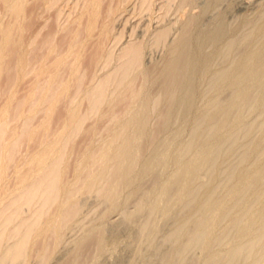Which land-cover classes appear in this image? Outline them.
<instances>
[{
	"label": "bare ground",
	"instance_id": "bare-ground-1",
	"mask_svg": "<svg viewBox=\"0 0 264 264\" xmlns=\"http://www.w3.org/2000/svg\"><path fill=\"white\" fill-rule=\"evenodd\" d=\"M159 1L0 0V60L7 56L11 44L12 48L19 46V49L26 45L28 55L32 56L41 36L42 48L47 49L42 60L40 58L41 62L35 58L36 61L34 55L28 60V71L34 77L30 91L34 102L31 100L32 105L57 106L62 97H67L70 90L75 88L70 106H81L85 100L90 109L86 115L76 116V121L71 120L72 124L66 125L65 128L68 127L73 134L81 130L82 122L89 115L99 114L105 105L113 107L115 102L126 99L128 95L132 100L130 107H137L128 113L127 118L117 119V127L103 142L98 153L92 149L86 151L71 177L65 167L69 148L67 143L61 144L60 136L53 144L44 146L41 152L26 159H17L12 153V108L0 109V264H94L101 256L111 253L113 248L119 246L117 244L121 238L126 236L123 229L120 230L121 224H132L137 216L142 215L145 224L139 227L141 229L137 236L142 240L150 237L159 225L157 212L163 210L161 217L167 216L168 207L181 205L189 193L193 199L185 204L195 206L196 210L189 208L195 213L186 210V217L183 215L177 223L171 234L176 244L175 250L172 249L171 255L165 252L161 264L171 263L178 254L184 253L180 255L183 257L185 252H191L194 248L200 249L201 254L193 264H264V192L256 194L264 190L261 166L264 147L259 140L261 137L259 141L251 142V147L228 174L222 191L216 190L220 192L218 194L214 189L217 175L212 176L204 194H199L196 186L198 178L194 175V169L197 173L199 169L211 167L218 172L219 165L218 159L212 158L219 141L201 146L199 139L202 135L199 131L185 146L192 151V155L178 171L171 173L170 179L166 178L169 181H165L163 186L158 183L160 186L157 184L147 192L140 188L142 178L159 171L155 168L158 164L180 163L183 155L182 132H178L170 143L162 135L168 132L177 115H181L182 122L188 121L186 118L190 114V107L197 99L202 98L204 105L220 110L215 132L220 135L219 140L228 137L234 129L233 125L237 126L235 124L243 121V108L238 112L240 107L254 102L255 112L262 114L264 12L256 22L253 21V27L241 40L233 38L229 41L231 37L227 32L231 27L226 29L225 19L218 18L215 25L210 26L211 29H205L202 25L201 14L210 10L206 5L201 14H198L199 10L193 14L191 11L196 7L197 0ZM211 1L213 5L214 0ZM244 4L241 1L238 7L244 8ZM172 10L180 13L183 19L178 23V35L170 41L172 25L162 23L153 28L151 22L155 18L162 21ZM52 13L56 14V30L44 35L43 30L49 26ZM143 14H148L150 22L142 33H137L136 26L127 32L129 18ZM125 15L130 17H125L123 27L117 28L116 23ZM34 18L40 20L37 24L41 28L37 32L31 21ZM201 26L208 32L202 30ZM61 32H66L68 36V48L64 53L58 50ZM226 33L229 40L225 43V49L221 48L223 54L227 53L224 56L228 57L237 47L241 52L233 60L229 56L228 64L225 62L229 59L226 61L223 58L226 65L219 68L217 64L218 70H214L216 55L209 54V47L205 46L212 44L217 48L220 45V49ZM124 38L129 39L123 42ZM90 44L98 49L92 57L91 73L84 66ZM149 45L167 49L161 64L145 66L144 52ZM219 49L214 48L215 52ZM50 55L55 56L51 64L48 63ZM65 66L69 69L67 77L64 76ZM199 69H202L201 72ZM208 74H213L208 82L209 94L205 89L210 98L204 99L203 83L207 77L203 76ZM139 78L143 81L137 88L135 84ZM86 79L89 80L87 85ZM151 85L158 86L157 94H150ZM206 85L205 88H208ZM225 91H230V94L223 103L224 108L217 102ZM212 111L206 120L219 117L218 113L215 115ZM154 116L159 117L156 127L151 126ZM231 116L233 120H230ZM228 121L232 124L229 125ZM262 128L264 131V126ZM15 141L17 144L20 140ZM16 144L14 148L18 146ZM157 149L163 151L158 152ZM254 154L261 156L260 162L253 160ZM175 182L178 185L173 188ZM171 191L173 197L168 200V192ZM134 197V210L131 211L129 205ZM91 198H95L92 204ZM249 199L253 200V205L246 204ZM117 215H122L123 221L116 226L113 223L116 218L113 217ZM112 223L117 230L107 229L110 224L113 226ZM225 245L228 249L222 252L220 248Z\"/></svg>",
	"mask_w": 264,
	"mask_h": 264
},
{
	"label": "rangeland",
	"instance_id": "rangeland-1",
	"mask_svg": "<svg viewBox=\"0 0 264 264\" xmlns=\"http://www.w3.org/2000/svg\"><path fill=\"white\" fill-rule=\"evenodd\" d=\"M210 1L211 0H199V1L197 0L196 1V3H197L196 7H194V9H192L191 12L192 13L194 12L193 14H197L200 11L198 14H201L202 10L205 8L204 6L206 5V7H209L210 10L207 9L208 13H205L206 12V10H205V12L203 14H201V18H202L201 23H202V25L204 24L203 26L205 27V29L206 28L209 29L210 26L213 27L214 22H217L218 18L225 19L223 21H225V23H226L225 25L227 26V28H226L227 30H228V26L231 27V28L229 27L230 29L227 33H229V36L232 39L231 38H230V40L227 39L229 36L226 33V39H225L224 43H221L220 49H219L220 45L217 48L212 44H207L205 46V47H209L207 49V51H209V54L216 55V57L214 56L215 57L214 64H216L215 65L216 67L213 64L212 66H214V67L212 69L215 70V68H217V70H218V65L220 66L219 68H222L226 65V64H224L223 58L225 60L226 59L228 60L229 59L228 57L230 56L231 57L230 59L233 60V57L234 56L236 57L239 54V52H241V49H239L237 47V49L235 48L236 51H232L231 52L232 54L229 53L230 55L228 54L227 55L228 57H225L224 55H226L227 53L223 54V51L221 48L225 46V43L227 40L231 41V40H233V38L236 41H237V39L241 40L243 38V36L251 30V28L253 27V24H254L253 21H255L256 19L258 20L260 15L264 12V0H236V1L235 0H214L213 5H212V1L211 2ZM241 1L243 3L245 2L244 8L238 7L239 3ZM159 2H161V0ZM208 3L210 6L208 5ZM235 5H237V6H235ZM188 10H189V8H188ZM127 16L130 17V15H127ZM125 17H126V15L122 16L118 20V22L116 23L117 28L123 27V24H124L123 21L126 18H129V17H126V18ZM182 17H183L182 15L180 17V13L176 12L175 10H172L166 17L163 18L162 21H159V19L155 18L151 22V24H152L153 28L160 26L162 23L172 25L173 29H172V32L170 35L171 37L169 38V40L171 41L172 38H174L176 35H178L179 30H177V29H179V27H180L179 24H180L181 20L183 19ZM184 19H185V16H184ZM31 21H32V24L34 25L35 32H37L41 28V26L37 24L40 20L34 18V20H31ZM49 22H50L49 26L43 30L44 35H47L48 32L50 33V32H53L54 30H56V14L55 13H52L50 15ZM149 22H150V17L148 16V14H143L140 17L139 16H137V17L131 16L129 18V23L126 25V27H127L126 30H127V32H129V31H131L132 26L133 27L136 26L137 33L141 34L142 33L141 31L144 30V28L148 25ZM203 26H201L202 30L208 32V29L205 30ZM210 29H211V27H210ZM39 38H40V42H39L36 50L32 54V56L34 55L33 58L34 59L36 58L39 60L38 61L35 59L36 61L41 62L43 56L47 52V49L42 48V43H43L42 36ZM126 39H129V38H124L123 42ZM11 45L7 49V51H8L7 56H5L3 59L0 60V109L2 107H11L12 108V140H14V141H12V144H13L12 148L15 149V150L12 149V153L13 154L15 153V157L17 159H26L35 153L41 152L44 149V146L51 145L54 143V141H57L59 139L61 144L67 143V145H68V148H69L68 149L69 151L67 152L68 156L65 155V157L67 156L65 158V160L67 158H68V160H66V162H65V165H66L65 167H66V170H68L67 172H69L68 175L70 176V174H71V176H72L74 171L77 169V166H78L77 164L79 163V161L83 160V156L85 155L86 151H88L89 149H92V151L94 153H98L100 151L101 147L103 146V142H105L107 140V138L109 139V136L113 133L114 128L117 127V119L127 118L128 113L133 111L137 107H130L132 100L130 98V95H128L126 93V95H128L126 97V99L123 98V99L115 102L114 105H112L113 107H110L109 105H107V106L105 105V107H102L100 110L101 114H100V112H98L99 114L89 115V117L86 120H84L85 122L84 121L82 122L83 127L81 128V130H78V131L74 132V134H73V131H68L69 130L68 127L67 128H65V127H66V125L69 126V124H72L73 121L71 122V120L76 121L78 116H84V115H86V113H88V111L90 109L88 102L84 100V102H82L81 106L71 107L70 106V103H71L70 100L75 95V92H76V89L72 88L70 90V92L68 93L69 96L66 95L67 97H65V96H64V98L62 97V99L60 100V102L58 103L57 106L48 107V105H46V104H44L42 106H35L34 104L32 105L33 100L31 98L32 96L30 95L31 94L30 91H32L31 89H32V84L34 82V77L28 71L30 69L29 64H28V60H29V57L31 58L32 56L28 55V53H27L28 47L26 45L20 46L21 47L20 49H19V46L18 47L16 46V48L15 47L12 48ZM210 45L213 48H211ZM58 47H59L58 50L62 53H64V50L65 51L67 50V48H68V36H67L66 32H64V33L61 32V34H59V36H58ZM214 48L219 49V50H216V52H215ZM223 49H225V47ZM97 50L98 49L93 44H90L88 46V51H87L86 57L84 59V66L89 68V72L92 71V69H93V62H91V61H93L92 57H94L96 55ZM166 50L167 49L163 46L149 45L145 49V52H144V64H145V66L146 67H153L155 65L161 64V61H162L163 57L165 56ZM207 51H205V52L207 53ZM217 54L219 55V57ZM221 54H222V57H220ZM50 56L51 57H49V59H48L49 64H51L55 60L54 55H50ZM40 58H41V60H40ZM230 59H229V61L226 60L227 62H225V63L228 64L230 62ZM201 70L199 69L200 72H201ZM64 71H65L64 76L67 77L68 71H69L68 66H65ZM199 71H197V74L198 73L200 74ZM202 73L204 75V71H202ZM206 75L203 76V77H207V78H204V80L205 79L206 80L203 83V89L205 92L204 94L206 96V97H204V99H206V98L208 99V97L210 98V96L208 95L209 94V92H208L209 86L208 85L212 79L213 74H211V75L208 74L209 77ZM200 76H201V74H200ZM142 81H143V79L139 78L137 80L135 86L137 88H139L142 84ZM88 82H89V80L86 79L85 84L87 85ZM205 84H207L206 87H208V88H205ZM205 89L208 92V94L205 91ZM157 90H158L157 85H151L149 87V92H150V94L152 93L151 95L157 94ZM228 94H230V91H225L221 95V97L219 99V101H221V102L219 103V101H218L217 102L218 105L221 104L220 105L221 107L225 106V104L223 105V103H226L225 100L227 101ZM39 96L40 95H38L37 97H39ZM31 100H32V102H31ZM203 102H205V100L202 101V98L197 99L195 104L192 107H190L191 111H190V114L188 113L189 115H187V118H186L188 120L187 122H182L181 115L180 114L177 115L176 118L173 119V121L171 122V124L168 128V132H166L162 135V137L168 138V143H170L171 141L174 140V137L176 136V134L178 132L179 133H180V131L182 132V139L181 138L180 139L183 140V143H181L183 155L181 156L180 163H178V165H175L174 163H171V162H168L167 163L168 165L167 164H165V165L164 164H160V165L158 164L159 166L157 165L155 168L159 171L161 170L160 172L156 171V169H155L154 171H156L157 173L156 172L149 173L150 176L148 174L147 176H145V178H142V180L140 181L141 185L140 184L139 185L141 186L140 188L142 191L146 190V192H147V191L151 190L150 188L155 187V185H157L158 183L159 184L161 183L163 186L165 181L166 182L169 181V180H166V178L170 179L171 173H173L174 171H178L180 169V166L182 165V163L186 162L187 159L192 155V151L190 149H187V147H185V146L187 143H189L191 140L194 139V137L196 135L195 133L198 131L202 135L199 139V144L201 146L208 143V142H211V141H214V142L219 141L216 144V151L214 152V154L212 156L213 159H218V163H219L218 168H217L218 172H216L214 170V168H211V167L201 169V170L198 168L200 171L198 170L197 173H196L197 170L194 169V175H196L198 178V182H197L196 186L198 187L199 194L205 193L206 185L211 180V178H213L212 176H214V175H217V177L215 178V181H214V189H215V192L217 194L220 193L218 191H222L221 188H224L223 186L226 185V181L228 179V174L230 173L231 169L240 162L244 153L249 149V147H251V142L253 143V142L261 140V145L263 144V147H264V131L262 130L263 129L262 127L264 126L263 125L264 124L263 123L264 122V116H262V114L264 112V107H262L263 110L261 112L262 113L261 115L260 114L258 115L255 112L256 109L254 110V107H256V105L254 102L247 104L246 106L240 107V110L238 109V112H240L241 108H243L242 112H241L243 114V116L241 114V116L243 118V119L242 118L241 119L243 121H241V123L235 124L237 126L233 125L234 129L231 131L232 133L228 134L229 136L226 135L229 138L225 137V138H222L221 140H219L220 135L216 134L215 132H216L217 124L220 120L221 112H220V110L219 111L217 110L218 111L217 112L216 109H214V106L209 107V106H206V104L204 105ZM217 106L215 108L218 109ZM211 111L215 115H217L216 113H218L219 117L213 116V118L208 121L206 119H207V116L209 115V113ZM219 112H220V114H219ZM231 115H233V117L235 116L234 113H232ZM72 117H73V119H72ZM233 117L231 116L230 120H233L234 119ZM158 118H159L158 116H156L155 119L153 118V120L151 122V126L156 127V125L158 123L157 121H159ZM184 121H186V120H184ZM228 124L231 125L232 123L230 121H228ZM261 125H262V127H261ZM63 128H65V129L63 130ZM249 130H252V131H249ZM62 131H63V133L66 132L65 133L66 136L62 133ZM68 132H71V133L69 134ZM249 132H250V134H249ZM30 133H31V135H30ZM215 134L217 136L218 135L219 136L216 138ZM63 135H64V137H63ZM58 136H60V137L58 139H56ZM260 137H261V139H259ZM15 140H20L17 143L18 146H16V148H14L15 147L14 144H16V142H17ZM68 142H69V144H68ZM55 144H58V143L56 142ZM157 150H158V152L163 151L162 149H157ZM253 156H254V158H253L254 161L259 160V162H260L261 156H256V154H254ZM261 163H262L261 166H262L263 173H264V158H261ZM163 166L165 168H163ZM96 169H98V167H96ZM166 169H167V171H165ZM163 172H164V175H163ZM156 178H162L163 180L162 179L161 180L156 179ZM177 183L176 182L174 183L173 188H175V186L178 185ZM216 190H218V191H216ZM258 192L259 193H256V194H261L264 192V190H259ZM139 196H140V194L138 195V197ZM170 196H171V198H170ZM135 197L137 198V196H135ZM135 197L132 199V201H131L132 203H130V205H129V209L131 211L134 210V204H135L134 202L136 200ZM172 197H173V191L168 192V200L169 199L172 200ZM192 199H193V195H191L189 193L182 200L181 205H179V206L173 205L172 207H168V210H169L168 215L167 216L165 215L163 218L161 217V215H163V210L162 211L159 210V212H157V213H159L157 215L158 216L157 218L159 219V220H157V224L159 223V225L156 224L157 227L154 229V232L151 233L152 235L150 234V237L152 236L151 239H150V237H147V238H144L142 240V239L138 238V236H137V233L143 227V223L145 221L144 216H142V215L141 216L139 215L140 217L137 216L134 219V221H132V224H131V222H129L128 224H127V222L121 224L120 230L123 229L122 231L126 235L124 237L122 236L124 240L121 238L122 241L120 240L121 242L120 241L118 242L119 244H117V245H119V246H116L117 249L113 248L111 250V253H107L105 256H101V258H99V260L97 259L98 261L96 260V263H94V264H157V263L161 264V262H163V260H164V257H163L164 253L168 251V255H171L172 252L175 250L174 247H176L175 246L176 244H174L175 242H174L171 234L173 235L176 227L179 224L178 222L182 219L183 215L186 217V215L192 211L189 209L190 207L192 209L195 208V210H196L195 206L193 207V206H188L185 204V203H188V201H190ZM91 200H90V202L92 204V202L95 200V198L94 199L91 198ZM252 201H253L252 199H249V201L248 200L246 201V204L247 205H253ZM131 204H133V205H131ZM169 204H170V202H168V205ZM93 205H94V203H93ZM93 205H91V206L93 207ZM173 207H174V209H173ZM186 210L187 211L189 210L188 213ZM195 210H193L192 212L195 213ZM121 216L122 215H117V216L113 217V218H116V219H113V223L116 224V226L119 225L118 222L123 221V216L122 217ZM121 218H122V220H121ZM114 220L115 221L118 220V221L115 222ZM114 224H113V226L111 224L109 226H107V229L109 231L115 230L116 226ZM113 227H114V229H113ZM139 227H141V228H139ZM124 229L127 233H125ZM135 230L137 232H135ZM157 233H158V235H157ZM122 234L120 233V235H122ZM167 236H168V241H167ZM125 238H127V239H125ZM141 240H142V242H141ZM144 241H146V242H144ZM134 242H137V243H134ZM221 248H220V250L222 252H224V251L226 252L227 251L226 249H228V246L225 245V246H222ZM115 249H116V251H115ZM172 249H173V251H172ZM137 250H139V251H137ZM199 251H200V249H197V248L191 249V252H190V250H189V252L187 251L188 253L185 252V255L183 257L182 256L180 257V255H183L184 253L183 254L180 253V255L178 254V256L175 258V261L168 263V264H176V263L177 264H193L195 261H197L195 259L196 257H197V259H199V256L201 254V251L200 252ZM112 253H114V254H112ZM176 260H178V261H176Z\"/></svg>",
	"mask_w": 264,
	"mask_h": 264
}]
</instances>
